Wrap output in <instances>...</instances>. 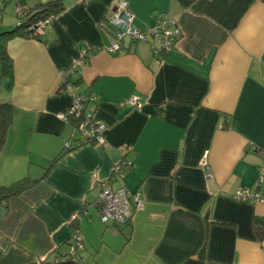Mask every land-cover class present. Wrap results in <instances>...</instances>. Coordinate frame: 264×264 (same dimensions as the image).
I'll return each instance as SVG.
<instances>
[{
	"label": "crops",
	"instance_id": "crops-1",
	"mask_svg": "<svg viewBox=\"0 0 264 264\" xmlns=\"http://www.w3.org/2000/svg\"><path fill=\"white\" fill-rule=\"evenodd\" d=\"M39 1L0 0V32ZM88 1L63 0L38 38L6 41L13 79L0 67V102L13 118L0 185L37 181L0 204V264H264L253 226L264 203L234 198L264 161L254 151L264 149V0H125L141 29L168 12L179 39L164 52L158 37L124 38L117 53L107 50L117 0ZM82 52L77 84L62 87ZM76 94L105 124L103 141L80 144L43 175L71 136L77 143L59 116ZM133 94L140 105L125 103ZM105 181L142 202L132 198L128 223L100 221ZM74 232L82 248L67 257Z\"/></svg>",
	"mask_w": 264,
	"mask_h": 264
},
{
	"label": "built area",
	"instance_id": "built-area-1",
	"mask_svg": "<svg viewBox=\"0 0 264 264\" xmlns=\"http://www.w3.org/2000/svg\"><path fill=\"white\" fill-rule=\"evenodd\" d=\"M113 16L109 19L108 25L113 29V37L109 42L107 50L112 53H117L118 49L121 48V44L124 38H128L133 41H148L150 38L158 37L160 39L159 50L164 52H171L176 42L179 39V29L176 26V20L169 15L168 12L161 13L156 19L153 25L144 29L139 28L135 24V15L129 7V4L125 0H117ZM49 20L39 23L37 32L42 31L41 27L48 23ZM89 58L86 52H82L79 57L75 58L67 71H62L61 75L63 80L65 75L73 74L77 66L83 64ZM71 86L68 84V87ZM138 96L133 94L125 100V103L132 106L140 105ZM86 96L77 94L73 99L72 105L65 111L60 112L59 116L65 120L76 119L77 126L75 129L80 133L86 141L93 140L96 144L103 141V137L100 135L105 129L104 123L94 124L92 120L91 112H82L83 105ZM83 115V116H81ZM73 137L65 142V148L71 147ZM264 151V149H262ZM126 163L121 160L115 161V171L124 169ZM200 168L205 169L208 166L206 155L203 156ZM209 175V174H207ZM256 181L253 187L244 188L241 187L237 190L234 198L239 201H257L264 203V195H262V188H264V161H262L257 168ZM97 195V205L99 209L100 221L103 223H116L118 225L124 224L131 214L132 198L135 201V207L142 206V202L137 199V196L132 194L125 186L111 187L107 182L99 183ZM76 216V215H75ZM74 216V217H75ZM82 248V239L80 234L77 232L73 233L70 255L73 256L77 251Z\"/></svg>",
	"mask_w": 264,
	"mask_h": 264
},
{
	"label": "trees",
	"instance_id": "trees-1",
	"mask_svg": "<svg viewBox=\"0 0 264 264\" xmlns=\"http://www.w3.org/2000/svg\"><path fill=\"white\" fill-rule=\"evenodd\" d=\"M93 1L89 0L88 2ZM64 9L63 0H47V1H39L33 6L30 7H22L21 11L18 13L19 16L17 22L11 29H7L0 32V67H1V76L7 77L10 82H12L13 77V63L10 56L7 54L6 51V41L10 40L14 37H23V38H38L40 33L37 32V28L39 27L40 22H44L45 20H49L52 16L58 15L62 10ZM47 24V23H46ZM44 24V26L46 25ZM105 25V24H104ZM43 26V27H44ZM101 28H103V24L99 23ZM41 27V29L43 28ZM113 30V29H112ZM114 32V31H113ZM68 69L64 70L67 71ZM78 79H71V74L65 75L64 80L61 82V86L65 87L68 84L73 87L75 84H77ZM77 95V94H76ZM89 98L86 97L84 102V107L82 112L88 111L86 106L88 103ZM89 112V111H88ZM13 105L6 102H0V148L4 144L8 131V126L12 123L13 118ZM83 116V115H81ZM70 124L74 127L77 126L76 119H70ZM77 131V129H76ZM78 132V131H77ZM79 138L74 139V141H77V143L73 144L70 148H62L63 150L61 153H59L56 157H54L43 171V175H45L50 168V166L58 161L64 154L70 152L75 147L82 145L83 143H92L93 145L95 142L93 140L86 141L83 139V137L78 132ZM73 137V136H72ZM74 138V137H73ZM261 148H254V151L264 156V151L261 152ZM122 162H124L123 159H121ZM259 166V165H258ZM258 168V167H257ZM112 172H116L115 169ZM42 177V176H41ZM37 180H32L26 176L17 179L16 181L10 183V184H4L0 185V204H3L6 199L9 197L17 196L20 193H22L25 189L28 188V186H31L33 183L35 184ZM239 201V200H238ZM100 216V215H99ZM128 219V218H127ZM126 219V220H127ZM130 220V219H129ZM129 220L126 221V223L129 222ZM73 222V221H71ZM74 223V222H73ZM115 225H118L114 223ZM254 232L255 236L259 239H264V217L261 216H255L254 222ZM72 241V240H71ZM71 245V243H70ZM69 245V246H70ZM70 253H68L67 257H70Z\"/></svg>",
	"mask_w": 264,
	"mask_h": 264
},
{
	"label": "rangeland",
	"instance_id": "rangeland-1",
	"mask_svg": "<svg viewBox=\"0 0 264 264\" xmlns=\"http://www.w3.org/2000/svg\"><path fill=\"white\" fill-rule=\"evenodd\" d=\"M1 4V3H0ZM77 132V131H76Z\"/></svg>",
	"mask_w": 264,
	"mask_h": 264
}]
</instances>
